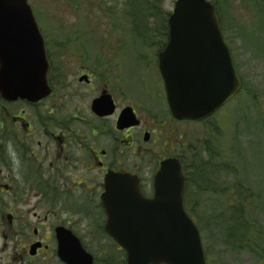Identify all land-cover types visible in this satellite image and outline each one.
Segmentation results:
<instances>
[{
	"label": "flooded vegetation",
	"instance_id": "1",
	"mask_svg": "<svg viewBox=\"0 0 264 264\" xmlns=\"http://www.w3.org/2000/svg\"><path fill=\"white\" fill-rule=\"evenodd\" d=\"M208 1L216 7L228 44L217 4ZM69 23L77 22L62 24L65 35L58 39L37 22L49 65V93L28 100L0 92V231L6 239L12 236L9 264H68L59 254L61 237L68 261L78 263L82 249L92 264H124L125 251L105 227L108 179L136 177L142 194L151 198L162 161L178 160L186 181L194 176L201 149L208 188L216 177L225 202L222 264H264V233L254 218L242 221L243 206L254 200L242 193L238 175L242 135L228 137L221 130L227 120L222 112L232 102H237L235 112L242 111L245 80L233 52L239 91L205 119L181 120L169 111L158 67L168 29L166 35L149 36L156 49L136 53L142 67L133 70L126 50L130 34L111 35L108 40H118L96 44L102 51L94 53L90 45L77 49L72 42L99 43L100 35L73 34ZM196 124L203 128L199 135L189 131ZM205 193L189 197L193 208Z\"/></svg>",
	"mask_w": 264,
	"mask_h": 264
},
{
	"label": "water",
	"instance_id": "2",
	"mask_svg": "<svg viewBox=\"0 0 264 264\" xmlns=\"http://www.w3.org/2000/svg\"><path fill=\"white\" fill-rule=\"evenodd\" d=\"M168 28L158 67L170 113L181 120L205 119L241 86L216 8L207 0H175ZM0 62V92L6 98L38 100L49 93L44 41L28 0H0ZM184 192L176 159L161 162L151 198L142 194L136 177L108 179L106 230L125 249L126 264H206L199 229L184 208ZM59 241V254L68 264H92L82 249L78 263L68 261L62 255L65 238Z\"/></svg>",
	"mask_w": 264,
	"mask_h": 264
},
{
	"label": "rangeland",
	"instance_id": "3",
	"mask_svg": "<svg viewBox=\"0 0 264 264\" xmlns=\"http://www.w3.org/2000/svg\"><path fill=\"white\" fill-rule=\"evenodd\" d=\"M222 18L224 35L228 46L233 52L238 65L241 67L245 80L243 92L242 111L235 112L237 102H232L223 112L226 117L224 129L228 137L240 133L242 135L238 173L243 181L242 193L253 195L247 205L243 206L245 217L242 221L256 220L259 230L264 233V0H214ZM37 22L46 30L47 34L58 39L65 35L62 24L77 22L72 26L73 34L86 36L99 34L100 41L93 42L83 39L82 43L72 42L73 48L78 49L79 44L90 45L94 53L99 49L96 44H107L118 39L108 40L117 35H129L131 45L126 49L131 52V67H142L136 60L140 52L154 51L153 38L149 34L140 35L133 33L130 22L124 19L120 7L122 1L115 0L109 7L114 9L111 17H106L99 11L98 2L94 0H29ZM175 0H165V10L171 12ZM120 7V8H119ZM120 9V12H119ZM129 24V25H128ZM61 26V27H60ZM136 36V39L135 37ZM150 36H153L150 34ZM146 37H148L146 39ZM105 40V41H102ZM181 128V127H179ZM182 126L181 129H185ZM196 135L203 132L202 126H190ZM199 220L206 226L202 233L203 244L208 254L209 264H222L225 258L224 230H225V202L224 199L212 193L203 194L199 198ZM241 215H244L241 214ZM5 235V233H4ZM8 239L0 231V264H9L12 260V236ZM229 255L235 257V252ZM234 259V258H230ZM121 264V263H118Z\"/></svg>",
	"mask_w": 264,
	"mask_h": 264
},
{
	"label": "trees",
	"instance_id": "4",
	"mask_svg": "<svg viewBox=\"0 0 264 264\" xmlns=\"http://www.w3.org/2000/svg\"><path fill=\"white\" fill-rule=\"evenodd\" d=\"M98 2L99 11L102 12L106 17H111L114 14V9L109 6L114 3L115 0H94ZM122 1L120 7L124 13V19L130 22L133 33L135 35H156V34H167V22L169 17V11L164 8L165 0H119ZM119 7V8H120ZM116 12V11H115ZM120 12V9H119ZM153 44V43H152ZM199 165L194 172L193 177H187V188L185 193V205L188 208L190 214H192L199 226L201 233L206 231V226L198 218V205L201 203L195 202L193 208V203L189 201V197L197 194H202L204 192H209L215 195H220L222 188L218 182H216V177L212 178V183L210 188H208L210 183L207 180V171L204 165V158L201 154L198 157ZM219 174V172H217ZM218 174H216L218 176Z\"/></svg>",
	"mask_w": 264,
	"mask_h": 264
}]
</instances>
